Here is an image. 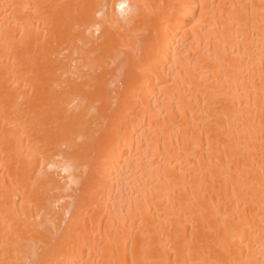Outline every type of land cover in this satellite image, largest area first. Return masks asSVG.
<instances>
[{
	"label": "bare ground",
	"instance_id": "1",
	"mask_svg": "<svg viewBox=\"0 0 264 264\" xmlns=\"http://www.w3.org/2000/svg\"><path fill=\"white\" fill-rule=\"evenodd\" d=\"M0 264H264V0H0Z\"/></svg>",
	"mask_w": 264,
	"mask_h": 264
},
{
	"label": "snow or ice",
	"instance_id": "2",
	"mask_svg": "<svg viewBox=\"0 0 264 264\" xmlns=\"http://www.w3.org/2000/svg\"><path fill=\"white\" fill-rule=\"evenodd\" d=\"M120 7H121V8H123V7H124V5H120Z\"/></svg>",
	"mask_w": 264,
	"mask_h": 264
}]
</instances>
